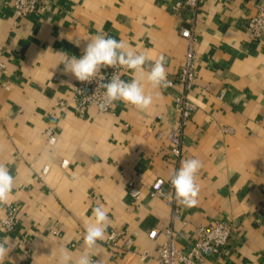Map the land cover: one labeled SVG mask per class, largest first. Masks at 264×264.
Wrapping results in <instances>:
<instances>
[{"label":"crops","instance_id":"obj_1","mask_svg":"<svg viewBox=\"0 0 264 264\" xmlns=\"http://www.w3.org/2000/svg\"><path fill=\"white\" fill-rule=\"evenodd\" d=\"M177 1L183 0H45L44 8L18 16L12 0H0L7 66L0 78V164L16 178L10 206L0 208V227L11 206L17 215L13 229L0 231L12 245L4 264H58L61 248L78 257L92 208L100 205L110 218L105 238L115 229L133 244L128 250L122 237L118 247L104 239L92 250L97 264H158L165 236L150 237L153 227L173 226L188 251L199 228L218 220L233 225L229 243L206 253L203 264H264V33L249 28L264 0H204L197 13ZM182 26H194L197 56L189 90L195 110L180 157L169 137L179 123L180 85L148 89L154 102L146 112L121 102L111 111L78 109L76 78L58 64V52L79 58L91 37L106 33L137 53L164 55L174 81L189 47ZM131 76L126 70V80ZM189 158L203 162L198 204L177 203L180 217L173 219L151 186Z\"/></svg>","mask_w":264,"mask_h":264},{"label":"clouds","instance_id":"obj_2","mask_svg":"<svg viewBox=\"0 0 264 264\" xmlns=\"http://www.w3.org/2000/svg\"><path fill=\"white\" fill-rule=\"evenodd\" d=\"M84 48L83 55H68L58 52L61 56L58 64L64 65V72L72 74L81 82H92L93 79L105 80L102 68H114L107 83H101L105 91L100 108L121 102L131 105L138 111H148L154 102L151 90L166 89L171 86L167 79L168 73L165 67L166 57L160 55L153 59L146 52L137 53L122 40H117L106 33L91 37ZM79 46V42H77ZM124 69L132 73L129 80H124L118 74ZM203 168V162L197 158H189L181 161L180 167L169 177L174 189L177 203L192 208L198 204L200 186L197 179ZM16 178L9 167L0 164V208L10 206V197L14 194ZM110 224L108 210L100 205L92 208L91 217L85 225L83 233V251L74 258L66 248L59 250L58 264H97L92 259V250L98 247L105 239L107 227ZM10 227V225L8 226ZM6 227H0V231H6ZM12 245L8 236L0 239V264H4Z\"/></svg>","mask_w":264,"mask_h":264},{"label":"built area","instance_id":"obj_3","mask_svg":"<svg viewBox=\"0 0 264 264\" xmlns=\"http://www.w3.org/2000/svg\"><path fill=\"white\" fill-rule=\"evenodd\" d=\"M204 0H183L177 1L176 6L180 7L182 4H189L194 8L197 13ZM45 0H12L15 13L18 16L27 15L36 12L45 7ZM249 28L254 35H262L264 33V7H260L259 11L250 17ZM195 28L194 26H182L180 33L182 36L189 40V47L185 55L184 62L178 72L177 79L171 81V86L180 85L181 89L176 95L175 108L179 115L178 125L171 131L169 137L172 140V153L177 157L182 154L181 142L184 134V129L193 111L195 110V103L192 101L189 90L192 87L196 79V50L194 46L195 42ZM3 47L0 46V78L1 75L7 72V66L2 58ZM116 71L114 68H102L101 72L105 76V80L99 81L93 79L92 82H81L76 79L73 86V99L76 102L79 110H86L92 106L97 107L101 111H111L115 107V103L106 106L104 109L100 108V104L103 101V93L105 89L100 86L101 83H107L113 73ZM124 69L119 70V75L122 79L125 78ZM1 83V80H0ZM68 101L62 99L59 101V105L66 106ZM46 134L51 143H54L57 139L56 133L52 127L46 129ZM67 160H64L66 163ZM48 166L44 168V172H47ZM131 194L134 199L139 197L140 189L132 182ZM169 186L166 189L165 185ZM152 193L162 196L168 204L172 207V218L177 219L180 217V210L177 205V201L174 195V189L170 184L169 179L163 177H157L152 183ZM17 223L16 207L11 206L5 217L2 220V226L11 230ZM10 225V227H8ZM233 231V225L228 221L218 220L210 225L201 226L198 230V238L195 244L188 251H184L179 246V233L171 226L166 225L164 227H153L149 231V236L156 238L160 233L164 234L165 239L157 247V261L158 264H203L204 256L209 251L220 252L229 243L231 234ZM122 237L124 246L126 249H131L133 239L126 236L124 232L118 230H111L105 242L112 247H118V238ZM148 252L142 253L141 257H148Z\"/></svg>","mask_w":264,"mask_h":264}]
</instances>
